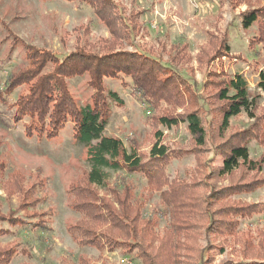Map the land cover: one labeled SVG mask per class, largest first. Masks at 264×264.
<instances>
[{
	"label": "rangeland",
	"instance_id": "1",
	"mask_svg": "<svg viewBox=\"0 0 264 264\" xmlns=\"http://www.w3.org/2000/svg\"><path fill=\"white\" fill-rule=\"evenodd\" d=\"M109 1L114 7L98 17L78 0H0V225L11 233L0 237V251L16 249L8 264H142L138 249L99 252L73 240L67 230L81 215L70 206L72 188L100 200H93L99 212L104 203L114 207L115 197L127 189L128 204H139L141 216L153 218L157 246L171 226L170 206L161 195L182 184L198 218L190 221L191 240L184 233L173 236V245L181 244L173 251L179 264H264V93L256 87L264 72V21L248 29L241 25L243 12L264 6V0ZM117 51L154 66L171 98L147 105L133 94L129 78H103L101 99L113 91L121 100L110 108L105 135L134 149L142 162L155 142L167 149V158L150 185L139 173L106 171L100 189L87 183L86 148L75 142L70 119L58 126L51 117L53 102L42 122L22 117L17 106L30 91L37 96L45 78L55 77L50 58L62 64ZM234 75L245 79L252 98L259 96L258 105L253 119L244 112L232 117L220 137L213 87ZM57 76L74 105L92 106L100 99L87 73ZM193 112L206 131L203 146L195 144L186 123L169 128L159 123L161 117ZM37 125L44 127L40 134ZM254 129L258 137H247L254 167L240 165L219 175L217 146Z\"/></svg>",
	"mask_w": 264,
	"mask_h": 264
},
{
	"label": "trees",
	"instance_id": "2",
	"mask_svg": "<svg viewBox=\"0 0 264 264\" xmlns=\"http://www.w3.org/2000/svg\"><path fill=\"white\" fill-rule=\"evenodd\" d=\"M78 1L92 8L98 17H103L104 13L108 14V7H114L109 0ZM261 19L264 21V6L243 12L241 25L244 29H248L252 24L259 23ZM37 55L44 56L45 54L37 53ZM75 58H77L76 61L66 60L62 64H58L55 58H50L48 61L57 67L55 77L59 73L61 76L87 73L90 87L98 93V98L101 99L103 78L110 77V75L120 78V75H123L132 81L133 94L141 95L142 99H145V103L147 100V105L158 101H170L171 95L164 78L158 76L159 74L153 70L154 66L151 65L146 68L144 67L145 62L138 63L139 58L134 53L117 51L108 52L98 57L76 56ZM159 72L161 73L160 70ZM55 77L53 75L45 78L48 80L45 86L38 84L36 90L39 94L37 96H33V92L31 94L30 91L28 96L22 100L25 103L22 104V101H19L17 106L19 114L30 119L36 117L39 122H42L46 113L45 108L53 102V108L56 111L51 114V117L56 124L62 125L68 118L72 121L75 142L86 148V160L90 167L87 175L89 186L103 189L107 181L106 171L118 172L122 170L128 173L141 174L150 185L152 179L158 175L160 165L167 158V149L155 142L150 150L148 161L142 162L134 149L126 150L121 140L105 135L110 108L113 105L121 104V100L115 92H107L106 96L101 99L103 102L100 105L99 99L92 106L86 104L78 107L74 105L62 81L58 82L61 79H58V76ZM258 77L256 87L264 93V72H259ZM32 88L34 89L35 85ZM213 89L212 97L220 103L218 107L220 119L217 123L220 137L228 129L229 120L232 117L244 112L250 119L254 118L253 111L258 105L259 98L257 97L259 96L256 95L253 98L250 96L248 84L241 75H234L226 81L217 82ZM65 106L66 108H61ZM51 117L50 121H52ZM159 123L167 128L176 126L178 123H186L187 130L193 137L195 144L197 146L205 144L206 131L196 112L189 113L184 117H161ZM43 128V126L39 128L37 125L34 130L40 134ZM257 133L258 131L255 129L243 133L236 132L221 141L216 150V155L221 161L219 175H230L240 165L254 167L253 162L249 161L247 137L250 135L249 138H257ZM188 194V189L180 184L171 186L161 195L163 202L170 206L171 226L169 230L164 231L157 246L154 244L156 233H153L155 227L153 218L142 217L139 204L135 205V203V206L133 203L132 205L128 204L127 200L130 196L127 189L124 190V195H115L114 207L110 203H104L100 208L101 212H99V208L93 206V200L95 199L96 202L100 200L85 190L76 191L72 188L71 195L73 198L70 206L81 215V218L77 223L69 226L67 231L71 233L73 240L78 245L87 246L99 252L104 250L113 252L119 247H124L126 250L138 249L142 264H179L174 258L173 251L179 250L181 244L178 245L174 242L173 245V236L184 233L185 240H191L187 233L193 229L190 221L198 218V215L192 212L195 207L187 198ZM178 199H180L179 202H177ZM193 203L196 205L199 202L194 201ZM98 204L100 203L98 202ZM9 233L8 229H4L0 225V237ZM128 239L137 241V245L131 246L126 243ZM16 254L17 251L14 248L0 251V264H8Z\"/></svg>",
	"mask_w": 264,
	"mask_h": 264
}]
</instances>
